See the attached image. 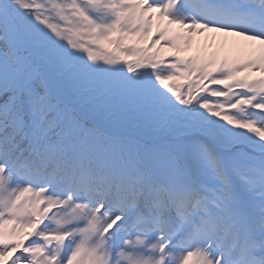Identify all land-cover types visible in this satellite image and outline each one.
I'll return each mask as SVG.
<instances>
[{
  "label": "snow or ice",
  "instance_id": "obj_1",
  "mask_svg": "<svg viewBox=\"0 0 264 264\" xmlns=\"http://www.w3.org/2000/svg\"><path fill=\"white\" fill-rule=\"evenodd\" d=\"M0 264H264V0H0Z\"/></svg>",
  "mask_w": 264,
  "mask_h": 264
},
{
  "label": "rangeland",
  "instance_id": "obj_2",
  "mask_svg": "<svg viewBox=\"0 0 264 264\" xmlns=\"http://www.w3.org/2000/svg\"><path fill=\"white\" fill-rule=\"evenodd\" d=\"M205 35H208V34H205ZM196 39H199V42L201 44H203V42H204V36L203 35H198ZM227 39L229 41H233V40L241 41L242 40V38H239V37H228ZM195 51H196V47L194 46V49H191L189 54H191V52H195ZM254 74H259V73L257 72V73H254Z\"/></svg>",
  "mask_w": 264,
  "mask_h": 264
}]
</instances>
